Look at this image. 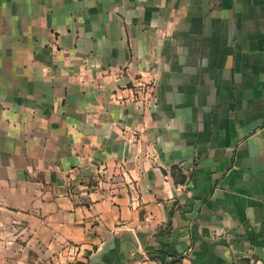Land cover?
<instances>
[{"label": "crops", "instance_id": "obj_1", "mask_svg": "<svg viewBox=\"0 0 264 264\" xmlns=\"http://www.w3.org/2000/svg\"><path fill=\"white\" fill-rule=\"evenodd\" d=\"M162 258L264 264V0H0V264Z\"/></svg>", "mask_w": 264, "mask_h": 264}, {"label": "built area", "instance_id": "obj_2", "mask_svg": "<svg viewBox=\"0 0 264 264\" xmlns=\"http://www.w3.org/2000/svg\"><path fill=\"white\" fill-rule=\"evenodd\" d=\"M144 84V86L147 88V90H150V85H151V83L149 82V81H145V82H143V83H141L140 82V85H143ZM151 91V90H150ZM157 263L158 264H167V262L165 261V260H162V259H158L157 260Z\"/></svg>", "mask_w": 264, "mask_h": 264}, {"label": "trees", "instance_id": "obj_3", "mask_svg": "<svg viewBox=\"0 0 264 264\" xmlns=\"http://www.w3.org/2000/svg\"><path fill=\"white\" fill-rule=\"evenodd\" d=\"M167 230V229H166ZM156 252H158L159 254V257L163 255V253H166V251L162 250V249H158V250H155ZM166 255V254H165ZM164 256V255H163ZM162 260H164V258H162Z\"/></svg>", "mask_w": 264, "mask_h": 264}, {"label": "rangeland", "instance_id": "obj_4", "mask_svg": "<svg viewBox=\"0 0 264 264\" xmlns=\"http://www.w3.org/2000/svg\"><path fill=\"white\" fill-rule=\"evenodd\" d=\"M135 85H139V86H140V80H137V81L135 82Z\"/></svg>", "mask_w": 264, "mask_h": 264}]
</instances>
